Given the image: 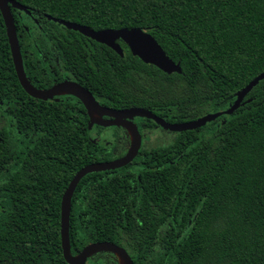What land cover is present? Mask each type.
Returning a JSON list of instances; mask_svg holds the SVG:
<instances>
[{
    "label": "trees",
    "instance_id": "16d2710c",
    "mask_svg": "<svg viewBox=\"0 0 264 264\" xmlns=\"http://www.w3.org/2000/svg\"><path fill=\"white\" fill-rule=\"evenodd\" d=\"M16 1L30 11L12 9L26 72V43L45 38L76 79L116 109L143 107L168 122L189 121L226 109L264 72V0ZM48 15L94 30L142 28L183 71L145 63L121 40L122 57ZM33 47L38 54L41 47ZM10 93L26 95L0 10V108ZM244 102L168 144L143 143L125 167L86 175L73 197L72 253L111 241L134 264H264V79ZM42 111L28 124L21 108L13 126L0 121V264H69L61 240L65 190L84 166L128 151L124 128L89 129L78 98L45 103ZM135 122L143 136L160 127ZM100 254L106 257L96 259ZM88 264L119 263L102 252Z\"/></svg>",
    "mask_w": 264,
    "mask_h": 264
},
{
    "label": "water",
    "instance_id": "95a60500",
    "mask_svg": "<svg viewBox=\"0 0 264 264\" xmlns=\"http://www.w3.org/2000/svg\"><path fill=\"white\" fill-rule=\"evenodd\" d=\"M13 8L25 11L27 14H30V11L25 5L16 0H0V10L6 26L13 63L23 89L32 97L43 100L51 99L56 95H73L84 104L87 110L90 118L89 129L94 126L106 128L113 126L122 127L130 137L128 151L123 156L110 161H100L84 166L74 175L65 190L61 203V240L64 257L69 264H88L89 259L94 255L109 252L117 257L119 264H121L120 258L123 259L124 264H134V260L128 250L111 241L92 242L87 244L78 254L72 253L70 237L71 212L73 197L80 181L90 173L116 170L129 165L135 160L143 145V135L140 132L139 125L135 122L136 118L153 120L158 126L174 133L201 128L221 116L232 115L240 106L244 105V100L248 94L264 79V72L245 86L237 94L235 101L226 109L209 112L199 118L184 122H168L165 118L143 107L116 109L107 106L101 103L89 89L75 81H65L56 84L48 90H41L33 86L27 77L16 21L12 11ZM48 18L64 25L68 29L78 31L99 43L107 45L122 57L125 53L120 44L121 40L128 45L133 55L138 56L143 62L155 65L168 74L182 73L183 71L181 63L171 59L156 38L142 28L94 30L77 22L60 20L50 15H48ZM249 101L250 99L247 100V102Z\"/></svg>",
    "mask_w": 264,
    "mask_h": 264
},
{
    "label": "flooded vegetation",
    "instance_id": "af4514ba",
    "mask_svg": "<svg viewBox=\"0 0 264 264\" xmlns=\"http://www.w3.org/2000/svg\"><path fill=\"white\" fill-rule=\"evenodd\" d=\"M23 24L25 26L24 28L27 30V32H29L30 27L25 25L26 23ZM41 40L44 42L42 45H39L35 42V39L30 36V42L26 43V61L32 65L26 74L31 84L38 89L48 90L56 84H60L65 81H75L80 83L73 73L67 69L64 60L58 51L55 50L54 44L51 42L48 43L45 41V38H42ZM33 45L35 47H41L38 54L35 53ZM3 88L11 90L10 86L6 84H4ZM24 97V99L17 98L15 94L12 93L8 97V100L2 104V108H0V117H2V120L0 119V121H5L10 126H13L15 121V113L18 111V108H21L23 112V120L26 124H28L31 119L35 117V115L40 117L42 116V107L45 103H65L67 99L69 100L77 98L70 94H62L56 95L48 100H43L32 97L27 92Z\"/></svg>",
    "mask_w": 264,
    "mask_h": 264
},
{
    "label": "rangeland",
    "instance_id": "374dc122",
    "mask_svg": "<svg viewBox=\"0 0 264 264\" xmlns=\"http://www.w3.org/2000/svg\"><path fill=\"white\" fill-rule=\"evenodd\" d=\"M105 135L108 139H110L112 141V138H113L112 131L106 132ZM175 136H176V133L165 130L162 127H158V128H155L154 130H152L150 132L145 133V135L143 136V143L149 147L168 144L169 142H171L174 139ZM121 140L129 141L128 142V148H129L130 137L125 130L122 131ZM105 257H106V255L100 254V255L96 256V259H102ZM121 263H123V261H121Z\"/></svg>",
    "mask_w": 264,
    "mask_h": 264
},
{
    "label": "bare ground",
    "instance_id": "6f19581e",
    "mask_svg": "<svg viewBox=\"0 0 264 264\" xmlns=\"http://www.w3.org/2000/svg\"><path fill=\"white\" fill-rule=\"evenodd\" d=\"M96 117H98V115H96ZM121 261H123V259H122V258H120V263H121ZM121 264H124V261H123V263H121Z\"/></svg>",
    "mask_w": 264,
    "mask_h": 264
}]
</instances>
